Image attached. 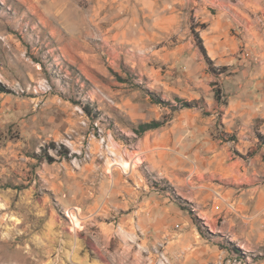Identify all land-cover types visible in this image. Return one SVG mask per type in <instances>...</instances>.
<instances>
[{
    "label": "rangeland",
    "instance_id": "374dc122",
    "mask_svg": "<svg viewBox=\"0 0 264 264\" xmlns=\"http://www.w3.org/2000/svg\"><path fill=\"white\" fill-rule=\"evenodd\" d=\"M261 66L264 0H0V264H264Z\"/></svg>",
    "mask_w": 264,
    "mask_h": 264
},
{
    "label": "bare ground",
    "instance_id": "6f19581e",
    "mask_svg": "<svg viewBox=\"0 0 264 264\" xmlns=\"http://www.w3.org/2000/svg\"><path fill=\"white\" fill-rule=\"evenodd\" d=\"M114 152V151H113ZM122 153V152H121ZM113 154V153H112ZM114 155H115V153H114ZM116 156V155H115ZM118 160V159H117ZM112 162V161H111ZM116 163H119L120 165H122L121 167H124V169H129L130 167H131V164L128 162V161H126V160H122V162H121V159H120V162H117L116 161ZM116 163H114V162H112L111 163V165H114V164H116ZM118 164V165H119ZM128 171V170H127ZM130 172V171H129ZM263 214V213H262ZM67 215L69 216V217H71L72 218V221L75 223V225L76 224H78V221H79V219H78V217L77 216H75V214H74V212H72L71 210H68L67 211ZM248 221V220H247ZM259 222V221H258ZM250 226V225H249ZM255 228H256V226H255ZM260 235V234H259ZM235 239V238H234ZM75 240V239H74Z\"/></svg>",
    "mask_w": 264,
    "mask_h": 264
},
{
    "label": "crops",
    "instance_id": "0c3cea01",
    "mask_svg": "<svg viewBox=\"0 0 264 264\" xmlns=\"http://www.w3.org/2000/svg\"><path fill=\"white\" fill-rule=\"evenodd\" d=\"M261 73H262V74H260V73H259V74L262 76V78H260V83H261V85H262V84L264 83V66H261ZM259 92H260V93H259L260 96L263 95V94H262V92H263V88H262V86L259 87ZM231 98H232V97H231ZM232 99H233V100H232V103H234V105H235V104L237 103V99H236V97H233ZM260 100H262V98H260ZM232 103H231V104H232ZM262 105H263V106L260 108V111H261V115L264 116V103H263ZM255 203H258V202H255Z\"/></svg>",
    "mask_w": 264,
    "mask_h": 264
},
{
    "label": "trees",
    "instance_id": "16d2710c",
    "mask_svg": "<svg viewBox=\"0 0 264 264\" xmlns=\"http://www.w3.org/2000/svg\"><path fill=\"white\" fill-rule=\"evenodd\" d=\"M200 47H201V50L203 51V53H206L205 50H204V48H203V46L200 45Z\"/></svg>",
    "mask_w": 264,
    "mask_h": 264
}]
</instances>
